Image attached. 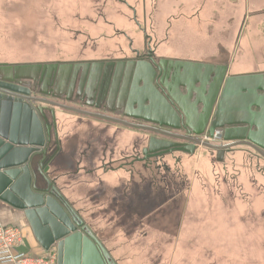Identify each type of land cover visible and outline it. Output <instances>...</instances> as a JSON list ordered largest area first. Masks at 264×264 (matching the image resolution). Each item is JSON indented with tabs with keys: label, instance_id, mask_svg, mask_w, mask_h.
<instances>
[{
	"label": "water",
	"instance_id": "water-1",
	"mask_svg": "<svg viewBox=\"0 0 264 264\" xmlns=\"http://www.w3.org/2000/svg\"><path fill=\"white\" fill-rule=\"evenodd\" d=\"M226 69V65L156 59L149 53L147 59L130 64L118 95L120 99L124 87L125 115L151 126L103 118L163 136H150L144 158L172 151L191 153L197 145L216 149L218 161L224 149L236 145L264 157V75L229 76ZM56 70V64H0V201L22 212L43 250L56 248V264H117L46 175V166L59 149L56 118L54 110L48 118L46 108L37 103L100 117L32 95L31 87L39 81L47 84L53 77L51 84L58 86L67 80L66 73ZM93 70L78 75L75 69L70 88L86 96L96 81ZM118 84L119 78H114L108 99L117 94ZM204 135L224 144L200 141ZM51 144L55 148L48 154Z\"/></svg>",
	"mask_w": 264,
	"mask_h": 264
},
{
	"label": "crops",
	"instance_id": "crops-1",
	"mask_svg": "<svg viewBox=\"0 0 264 264\" xmlns=\"http://www.w3.org/2000/svg\"><path fill=\"white\" fill-rule=\"evenodd\" d=\"M32 1L31 3L30 0L19 2L18 0H0V64H56V72L61 69L68 75L64 76L67 80L58 86L51 84L53 77L49 85L39 81L40 88L36 90V86L32 88L34 93L40 99L44 98L53 104L80 110V107H84L94 113L95 108L90 105L93 99L88 101L84 99L83 94L77 92L76 87L70 88L73 71L77 69V72H82V69L91 68L99 62L114 61L123 57L83 60L79 51L69 52L70 46L82 45L80 38L85 36L81 30L83 23L86 22L84 15L87 10L84 0H76V5H70L69 0ZM133 1L107 0V2L119 4L121 6L118 8L119 12L115 11L117 5L106 10H104L105 7L98 6L91 9L99 17L104 15L103 10L111 16L115 11L114 17L116 16L119 26L120 24L125 25L123 28L114 24H111V27L105 28L104 26L109 32L115 31L110 37L111 44L118 45L121 39H127L131 42L128 44L131 51L137 50L132 47L134 41L136 42L134 34L136 29L142 30L143 27L139 28V26L143 24L149 45L154 43L153 54L156 55L158 52L163 55L157 56V59L226 65V75L229 76L253 73L264 75V71L258 68L264 63V0H141L143 13L146 14L143 20H140L141 15ZM123 9L129 10L132 22L123 17ZM53 15H56L55 18ZM51 19H54V22ZM104 21L107 22V18H104ZM54 26L55 30L60 31L56 40L54 39ZM98 28H103V25H99ZM87 37L91 39L89 35L85 38ZM85 43L86 40L83 44ZM58 49L61 51L58 52ZM222 51L229 53V60L236 62L235 66L241 72H231L233 65L228 62L217 63L223 60L220 55ZM181 54L189 55L191 58L176 57ZM60 66L62 68H59ZM110 104L111 107L113 105H116L115 108L118 107L115 100ZM37 105L55 110L57 118L60 150L46 168L48 178L56 184V171L69 168V173L73 178L78 179L75 183L78 195L87 200L91 198L88 195L90 187L84 183L92 179L95 183L99 181L96 184L100 190L99 198L111 199L110 205L115 206L116 213L119 207L126 203L128 216H131L135 211V206L133 198L127 196L134 183L131 184L130 189L129 183L121 181L120 175L124 174L125 177L129 175L133 181V172L136 169L141 167L143 172L149 173L148 160H143L141 156L144 148L141 152L134 151V128L116 121L101 120L95 116L84 115L90 119H80L78 114H75L77 119L73 124L74 117L59 114L60 110L64 111L62 108L47 103H37ZM59 115L63 118L61 119ZM69 121H72L70 125ZM135 122L139 125H151L141 120ZM87 141H91L92 146L86 151L89 149L85 147ZM108 144L109 149H104L105 146L108 148ZM71 151L73 153L70 155ZM77 153V159L74 161L73 156ZM109 160L112 161V170L107 171L103 166L105 161ZM157 161L156 158L154 163ZM179 162H182L181 157H179ZM106 176H108L107 179ZM57 185L58 183L56 184L57 189L69 203L67 196ZM69 204L75 210L73 204L71 202ZM145 210L146 208H141V211ZM77 213L80 214L79 210ZM81 219L86 224L85 219L82 217ZM107 220L113 219L108 218ZM0 222L21 228L23 243L18 250L33 255L45 253L20 210L0 201Z\"/></svg>",
	"mask_w": 264,
	"mask_h": 264
},
{
	"label": "rangeland",
	"instance_id": "rangeland-1",
	"mask_svg": "<svg viewBox=\"0 0 264 264\" xmlns=\"http://www.w3.org/2000/svg\"><path fill=\"white\" fill-rule=\"evenodd\" d=\"M69 2L76 5V0ZM133 3L139 10L140 20H143L146 14L142 1L134 0ZM84 4L86 22L81 30L85 36L80 38L82 45L70 46L69 52L79 51L83 60L133 56L129 40L121 39L120 44H111L110 37L115 31L105 29L111 24L119 28L125 26H119L114 17L121 6L107 0H84ZM114 5L117 7L113 16L104 12ZM97 6L105 7L104 15L99 17L94 10L92 12L91 9ZM123 10V17L132 22L129 10ZM99 25L103 28H98ZM142 27L143 24L139 26ZM143 28L135 30L136 42L132 44L140 54L148 49ZM55 29L56 40L60 31ZM86 35L91 39L85 38ZM85 40L86 45L83 44ZM150 45L154 48V43ZM220 55L223 60L217 63L228 62L233 65L231 72H241L235 66L237 63L229 60L228 52L222 51ZM157 56L163 55L157 52L154 57L157 59ZM176 57L191 58L186 54ZM258 68L264 71V63ZM33 95L39 98L37 94ZM80 108L89 112L87 108ZM62 109L64 111L60 110L59 114L74 117L73 124L77 119L75 114L80 115V119H90ZM71 123L69 121V125ZM173 133L184 134L182 131ZM150 136L163 138L151 131L134 128L136 153L147 147ZM199 139L212 145L224 144L205 135ZM77 156L78 153L73 156L74 161ZM157 160L154 163L155 157L148 159L149 173L143 172L141 167L136 169L133 181L129 175H120L121 181H127L130 189L134 183L127 196L133 198L135 206L131 216H128L126 203L116 213L115 206L110 205L111 199L99 198L100 190L96 185L99 181L95 183L92 179L84 183L90 187V200L79 196L75 186L78 179L73 178L69 168L56 171L57 186L75 210H79V215L117 264H264V157L248 146L236 145L224 149L221 161H218L216 149L197 145L191 153L172 151L160 155ZM141 208L146 210L141 211Z\"/></svg>",
	"mask_w": 264,
	"mask_h": 264
},
{
	"label": "flooded vegetation",
	"instance_id": "flooded-vegetation-1",
	"mask_svg": "<svg viewBox=\"0 0 264 264\" xmlns=\"http://www.w3.org/2000/svg\"><path fill=\"white\" fill-rule=\"evenodd\" d=\"M132 51H133V54H132L133 56L123 57L121 59L114 60V61H111V60L102 61V62L97 63V65L94 64V66H92L91 68H85L86 70L87 69H92V70L94 69L93 73L96 76V81H93L91 83V92H88L87 95L84 96V99H86L88 101H91L93 99L92 103L90 105L95 108L94 113L96 115L98 114L100 117H97V118H99L101 120L105 119L103 117H109V118L115 119V120L120 119V120L126 121L128 123H134L133 119H131L130 117H127L125 115V112H126V110H125L126 92H124V89H125L124 87L122 89V95L120 96V99H119L118 94H119V92H121V88L119 87L120 82H121V80H123L125 75L128 73L127 71H128V68H129L131 63L135 62L136 60L147 59V56L149 55V53L151 54V56L154 57V54L152 52L153 49L149 45V43H148V49L146 50L145 53L140 54L139 50H132ZM90 64H93V63H90ZM85 69H82V71ZM81 73L82 72H79V75ZM114 78H117V80L119 78L117 94L115 93V94H113V96L111 94L110 99H108L109 97L107 96V89H110V84L113 82ZM47 81H48V83L46 85H49L51 83L50 79H48ZM108 85H109V87H108ZM34 86H36L35 90H36V88H40L38 83H36V85H33V87ZM33 87H31V88H33ZM91 93L93 94V97H91ZM113 100H115L118 103L117 108H115L116 105H113L111 107L110 103H112ZM86 102L87 101H85V103ZM87 105H88V103H87ZM45 110H46L45 113L47 114L48 118H50V110L51 109L50 110L45 109ZM78 110L83 111V112H87V111L80 110V109H78ZM89 113H92V112H89ZM54 114H55V110H54ZM82 115H84V114H82ZM55 116H56V114H55ZM106 120L114 121V120H110V119H106ZM127 127H128V125H127ZM56 131H57V120H56ZM57 143L59 145V149H58V151H59L60 150V141L58 140V135H57ZM91 146H92V142L87 141L85 147L89 148V149H86V151L90 150ZM54 148H55V145L51 144L48 147L47 153L48 154L52 153ZM104 149L108 150L109 144H108V148H107V146H105ZM58 151L55 153V155L52 157V159L58 154ZM85 154L88 155L87 152H85ZM157 157H159V156H157ZM157 157H155V158H157ZM149 158H151V157L144 158L143 151H142V159L148 160ZM52 159L49 161V163L52 161ZM130 160L132 161V159H130ZM49 163L47 164V166L49 165ZM111 164H112L111 160H109L107 162L105 161V165L103 166V168L107 169V171H110V170H112ZM47 166H46V168H47ZM53 184L56 186V184L54 182H53Z\"/></svg>",
	"mask_w": 264,
	"mask_h": 264
},
{
	"label": "built area",
	"instance_id": "built-area-1",
	"mask_svg": "<svg viewBox=\"0 0 264 264\" xmlns=\"http://www.w3.org/2000/svg\"><path fill=\"white\" fill-rule=\"evenodd\" d=\"M23 243L20 227L0 222V264H56L57 252L51 247L41 255L18 250Z\"/></svg>",
	"mask_w": 264,
	"mask_h": 264
},
{
	"label": "bare ground",
	"instance_id": "bare-ground-1",
	"mask_svg": "<svg viewBox=\"0 0 264 264\" xmlns=\"http://www.w3.org/2000/svg\"><path fill=\"white\" fill-rule=\"evenodd\" d=\"M193 74H194V72H193ZM214 134H216V132Z\"/></svg>",
	"mask_w": 264,
	"mask_h": 264
}]
</instances>
